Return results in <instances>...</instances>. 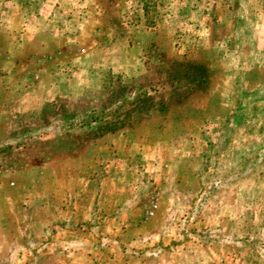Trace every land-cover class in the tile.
Listing matches in <instances>:
<instances>
[{"label":"rangeland","instance_id":"rangeland-1","mask_svg":"<svg viewBox=\"0 0 264 264\" xmlns=\"http://www.w3.org/2000/svg\"><path fill=\"white\" fill-rule=\"evenodd\" d=\"M0 264H264V0H0Z\"/></svg>","mask_w":264,"mask_h":264},{"label":"crops","instance_id":"crops-1","mask_svg":"<svg viewBox=\"0 0 264 264\" xmlns=\"http://www.w3.org/2000/svg\"><path fill=\"white\" fill-rule=\"evenodd\" d=\"M152 197H153V196H152ZM154 200H155V199H154ZM154 200L151 198V200H150V201H151L152 203H155V202H154Z\"/></svg>","mask_w":264,"mask_h":264},{"label":"built area","instance_id":"built-area-1","mask_svg":"<svg viewBox=\"0 0 264 264\" xmlns=\"http://www.w3.org/2000/svg\"><path fill=\"white\" fill-rule=\"evenodd\" d=\"M148 212H149V213H151V212H152V210H148Z\"/></svg>","mask_w":264,"mask_h":264}]
</instances>
